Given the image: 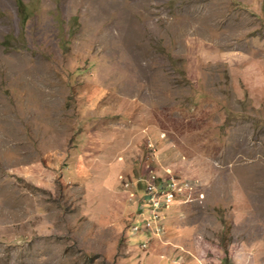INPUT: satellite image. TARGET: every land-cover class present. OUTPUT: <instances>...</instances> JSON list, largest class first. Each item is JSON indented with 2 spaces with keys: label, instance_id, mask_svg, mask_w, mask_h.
<instances>
[{
  "label": "rangeland",
  "instance_id": "obj_1",
  "mask_svg": "<svg viewBox=\"0 0 264 264\" xmlns=\"http://www.w3.org/2000/svg\"><path fill=\"white\" fill-rule=\"evenodd\" d=\"M23 1L0 0V264H264V0ZM167 172L192 194L135 234Z\"/></svg>",
  "mask_w": 264,
  "mask_h": 264
},
{
  "label": "built area",
  "instance_id": "obj_2",
  "mask_svg": "<svg viewBox=\"0 0 264 264\" xmlns=\"http://www.w3.org/2000/svg\"><path fill=\"white\" fill-rule=\"evenodd\" d=\"M142 180L143 186L138 199L140 211L137 213L142 222L141 224L133 223L131 230L135 234L156 233L160 235L162 233V209L177 202H185L187 200L185 196L192 194V183L171 172H167V175L149 173ZM194 192L199 193L198 190ZM146 245L147 241L142 240L141 246Z\"/></svg>",
  "mask_w": 264,
  "mask_h": 264
},
{
  "label": "trees",
  "instance_id": "obj_3",
  "mask_svg": "<svg viewBox=\"0 0 264 264\" xmlns=\"http://www.w3.org/2000/svg\"><path fill=\"white\" fill-rule=\"evenodd\" d=\"M15 1H16V4H17V8H18V11H19L20 18L23 21L28 16V13H29L28 6L23 0H15ZM225 261H226L227 264H230L229 259H228L227 256L225 257Z\"/></svg>",
  "mask_w": 264,
  "mask_h": 264
},
{
  "label": "crops",
  "instance_id": "obj_4",
  "mask_svg": "<svg viewBox=\"0 0 264 264\" xmlns=\"http://www.w3.org/2000/svg\"><path fill=\"white\" fill-rule=\"evenodd\" d=\"M230 262V261H229Z\"/></svg>",
  "mask_w": 264,
  "mask_h": 264
}]
</instances>
